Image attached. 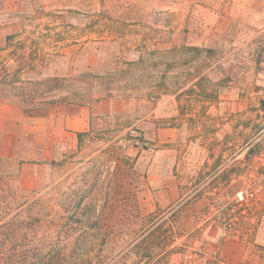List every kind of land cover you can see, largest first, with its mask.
<instances>
[{"label":"rangeland","instance_id":"374dc122","mask_svg":"<svg viewBox=\"0 0 264 264\" xmlns=\"http://www.w3.org/2000/svg\"><path fill=\"white\" fill-rule=\"evenodd\" d=\"M141 3L140 12L146 16V27L127 28L118 23L120 20L116 19L115 14H111L113 20L107 25H90L91 16L96 17L99 10L97 0H0V67L5 63L14 71L20 64V68L32 76L30 68L35 63V73L39 74V77H66L67 86L73 90L88 87L84 84V73L102 75L125 69V80L133 81L138 73H141L145 78L148 77L146 84L165 73L164 79H156L161 86L158 92L163 90L162 87L166 92H171L186 85L189 88L196 85L199 90L206 86L205 92L212 96L219 93L227 85L228 79H224L222 83L210 79L206 82L205 78L196 83L192 81L202 70L205 60L217 62L222 56L220 31L225 29V32H234L236 23L242 19V7L248 5L250 0H141ZM161 11L164 12V17L166 14L174 20L172 39L176 49L173 54L166 53L171 47L170 44L158 40L157 32L167 34L168 31L161 23L153 24V20L158 18ZM66 26L71 28L67 30L64 28ZM24 31L27 34L21 36ZM119 32L127 35L125 47L122 42L119 43L113 38L107 39L118 35ZM106 34H109V37ZM144 36L150 39L146 40L145 54L139 65L140 47L137 44ZM104 37L106 38L102 39ZM184 42L201 50L197 55L195 52L188 53L180 48ZM9 44L17 56L25 59L22 63L10 61L7 53L3 52ZM151 51L155 52L149 54ZM172 55L177 56L174 58V69L170 71L167 69V63ZM33 58L42 59L44 63L47 61V65L42 67L41 63L37 64ZM188 58L196 61L191 64L189 70L182 65ZM127 62L131 64L127 65ZM154 64L156 66H153ZM196 65L197 68L194 69ZM187 73L190 76L186 77ZM2 75L0 71V79ZM151 77H155L154 80H150ZM120 86L113 85L114 99L136 105H119V111L108 118L109 126L118 128L119 144L129 158L135 159V169L140 176L138 181L143 185V189L146 186L143 179L146 177L150 155L157 149L155 143L147 140L144 126L146 121H152L155 114L170 115L172 108L166 105V102L164 105H158L161 96L157 99L116 98V89ZM98 88L96 85L93 89ZM176 111L175 108L173 114L180 116L181 113ZM252 113L255 116L254 122H251L249 116V119L242 117L244 125H241L239 131L233 128L227 133L223 132L222 139L216 135L220 132L216 125L218 121L214 122L219 119L218 115L211 121L189 119L185 116L182 119L180 116L179 119L177 116V122L182 128V140L177 147L179 164L176 167H179L178 178L183 205L178 208H157L147 214H144L139 206L143 216L156 214L162 215L163 219L169 217L173 208L176 210L175 218L169 219L175 221V231L171 236L173 238L170 237L162 246L161 239L170 228V224L165 223L158 233L159 238L155 240V248H151L152 254H161L163 250L167 252L156 264H217L215 260L205 256L203 246H197L196 243L203 238L202 230L210 224L216 227L226 226L227 222H239V216H253L258 225L264 228V107L258 105ZM147 118L149 120H146ZM183 119L187 123L182 122ZM235 134L242 136L244 142L238 145V142L234 141ZM203 149H226L231 154L236 152V159L232 156L208 163L202 157H196L197 152ZM221 165H224V171L239 169L240 173H211ZM50 174L51 169L47 173L45 184L48 183ZM208 217L210 219L206 220Z\"/></svg>","mask_w":264,"mask_h":264},{"label":"trees","instance_id":"16d2710c","mask_svg":"<svg viewBox=\"0 0 264 264\" xmlns=\"http://www.w3.org/2000/svg\"><path fill=\"white\" fill-rule=\"evenodd\" d=\"M97 5L99 10L96 17L91 16L90 25H107L113 20L111 14L127 28H143L147 23L146 16L140 12L141 0H97ZM159 13L160 20L155 18L153 24L161 23L168 32H157L158 40L170 44L166 53L173 54L176 49L172 39L174 20L166 14L164 17L163 11ZM64 28L68 30L71 26ZM111 38L122 42L123 46L127 43L126 33L119 32L107 39ZM149 39L144 36L137 44L140 47L139 65ZM180 48L196 55L201 50L187 42ZM175 56L168 60L170 71L174 69ZM8 59L19 63L25 60L14 50ZM33 60L42 67L47 65L42 59ZM192 63L196 61L188 58L182 65L189 70ZM32 66L30 73L33 75L29 76L20 64L11 71L4 63L0 67L3 73L0 82L21 100L25 114L33 117L47 115L51 105L71 107L114 99L115 84L121 85L116 89V98L122 99H157L178 91L166 92L162 87L163 90L158 92L161 86L156 79H164L165 73L146 84L148 77L141 73L133 81L125 80V69L102 75L84 73V84L88 87L73 90L67 86L66 77H39L35 73V63ZM96 85L99 88L94 90ZM261 105L264 107V102ZM108 118L110 116L91 119L88 131L77 134V150L50 161L49 181L37 190H22L18 184L19 166L0 161V264H156L167 253L163 250L161 254H152L151 248H155V240L165 223H169L170 228L166 231L168 235L164 234L161 239L162 246L173 235L175 221L169 219L175 218L176 210L173 208L164 219L162 215L143 216L140 213L137 193L143 185L138 181L136 161L124 153L117 137L119 130L109 126ZM143 180L145 185V176Z\"/></svg>","mask_w":264,"mask_h":264},{"label":"crops","instance_id":"0c3cea01","mask_svg":"<svg viewBox=\"0 0 264 264\" xmlns=\"http://www.w3.org/2000/svg\"><path fill=\"white\" fill-rule=\"evenodd\" d=\"M242 11V19L236 23L234 32L220 31L222 56L217 62L205 60L203 70L192 81L196 83L205 78L206 82L210 79L222 83L228 79L227 85L214 96L205 92L206 86L199 90L196 85L162 95L157 104L166 102L172 108L171 114H155L152 121H146L147 140L155 143L157 149L152 151L147 164L146 186L137 193L144 214L157 208L183 205L179 167H176L182 128L177 122L179 114H173L175 108L181 113V119L185 116L211 121L218 115L219 119L214 122L218 121L216 125L220 132L216 135L222 139L223 132L233 128L239 131L244 125L242 117L249 116L254 122L252 110L264 102V0H250ZM26 34L24 31L21 36ZM233 45L235 47H231ZM11 50L12 47L7 45L3 52L9 56ZM119 105L136 103L100 99L88 105L71 107L56 104L49 107L47 115L33 117L25 114L21 100L11 93L9 87L0 84V161L19 166L18 184L22 190H37L45 184L50 161L60 154L75 152L77 134L88 131L91 119L112 116L119 111ZM181 121L187 123L184 119ZM234 136L238 145L244 142L242 136ZM230 154L226 149H203L196 157L215 163L216 159L231 158L236 152ZM223 168L221 165L211 173H229L231 170L224 171ZM230 173L238 175L240 171L234 169ZM238 221L235 225L227 222L226 226H206L197 246H203L205 256L221 264H264V228L253 216H239Z\"/></svg>","mask_w":264,"mask_h":264}]
</instances>
